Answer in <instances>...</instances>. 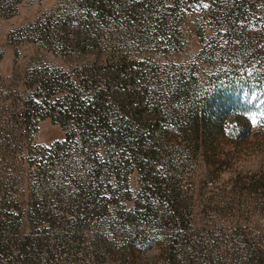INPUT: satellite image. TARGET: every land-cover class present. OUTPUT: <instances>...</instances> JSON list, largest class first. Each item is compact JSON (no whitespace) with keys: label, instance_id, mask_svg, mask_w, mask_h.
<instances>
[{"label":"rangeland","instance_id":"1","mask_svg":"<svg viewBox=\"0 0 264 264\" xmlns=\"http://www.w3.org/2000/svg\"><path fill=\"white\" fill-rule=\"evenodd\" d=\"M0 264H264V0H0Z\"/></svg>","mask_w":264,"mask_h":264},{"label":"trees","instance_id":"2","mask_svg":"<svg viewBox=\"0 0 264 264\" xmlns=\"http://www.w3.org/2000/svg\"><path fill=\"white\" fill-rule=\"evenodd\" d=\"M60 79L57 77V89L60 93L57 98V107H59L57 119H63V121L73 119L76 124L71 131L69 130L67 138L69 140L78 138L80 141L77 142L82 143L100 140L105 145L124 142L127 143L128 151H131L135 158L138 157L139 149L137 150L130 140L126 141V138L134 133L133 128L128 130L120 127L119 122L111 119V114L105 105L109 88L95 91L84 98L72 82L62 83ZM41 83L47 89L52 82L48 80L46 83ZM50 97L44 95L41 101L48 103ZM52 107L55 110V105ZM110 160L112 164H115L119 163L121 159L111 158Z\"/></svg>","mask_w":264,"mask_h":264}]
</instances>
